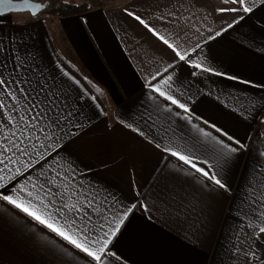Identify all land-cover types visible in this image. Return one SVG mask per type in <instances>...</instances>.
<instances>
[{
    "label": "crops",
    "instance_id": "crops-1",
    "mask_svg": "<svg viewBox=\"0 0 264 264\" xmlns=\"http://www.w3.org/2000/svg\"><path fill=\"white\" fill-rule=\"evenodd\" d=\"M104 3L68 16L5 15L0 20V39L5 41L6 55L23 62L21 78L31 80L33 87H38V80L46 81L45 86L57 94L60 108L73 113L79 127L66 153L86 173L85 182L90 180L114 194L121 205L137 202L139 190L148 205L147 212L139 206L133 210L112 250L123 257L122 264H255L245 252L251 244L264 257L262 236L255 243L249 238L264 226L260 204L255 202L264 192V175L258 171L264 166L258 129L264 122V7L249 0L253 12H241L245 18L228 28L238 17L217 11L234 6L223 0ZM173 10L182 13L181 23L168 22ZM129 12L141 16L182 51L191 52L200 43L201 49L189 58L225 75L178 61ZM216 32L221 35L215 36ZM209 36L215 38L209 40ZM168 64L174 65L164 73L173 77L170 94L191 109V123L220 136L210 127L215 124L246 145L227 164H214L230 192L203 189L192 176L174 173L173 165L181 162L170 156L164 159L167 154L128 127L140 128L160 143L164 136L160 126L168 125L175 135L170 134L165 143L187 141L193 154L214 163V141L177 118L176 111L182 117L187 114L176 106H172L173 114L163 111L170 102L152 91L151 86L163 78L152 77ZM145 117L155 122V132L149 133ZM161 194L172 205L170 211L160 203ZM182 204L187 207L177 215L176 208ZM4 208L11 215L7 222L0 219V264H84L83 259L74 260L60 251L63 241L51 233L45 238L41 226L7 205ZM238 248L243 251L237 252Z\"/></svg>",
    "mask_w": 264,
    "mask_h": 264
},
{
    "label": "snow or ice",
    "instance_id": "snow-or-ice-1",
    "mask_svg": "<svg viewBox=\"0 0 264 264\" xmlns=\"http://www.w3.org/2000/svg\"><path fill=\"white\" fill-rule=\"evenodd\" d=\"M223 3L234 6L220 7L217 11L236 13L238 17L228 25V28L245 18L240 15L241 12L249 14L254 10L249 0H223ZM252 3L264 7V0H252ZM43 7H45L43 3H33L32 0H0V20L5 14L25 9H31L35 15ZM128 15L133 16L149 33L170 49L178 61H184L203 72H215L213 68L204 67L202 63L189 58L197 49H201L200 43H197L191 52L182 51L176 43L170 42L141 16L132 12ZM181 16L182 13L173 10L168 14V22L176 20L177 23H181ZM220 35L221 32L215 33V36ZM214 38L208 37L209 40ZM5 48V41L0 39V219L7 222L6 217L11 215L9 209L4 208V205H7L10 209L22 213L33 225H39L42 230H46L45 238H48L47 233H51L63 241L64 244L58 246L60 251L66 252L74 260L83 259L84 264H113L114 261L122 264L123 257L112 250L113 241L122 232L133 210L139 206L147 212L148 205L142 202L139 190H136L137 202L130 206L121 205L114 194L106 192L90 180L85 182L86 173L79 169L70 159V154L66 153V145L70 138L77 134L74 129L79 127L73 121V113L60 108L57 94L45 86L46 81L38 80V87H33L31 80L21 78L23 62L16 56H7ZM11 51L15 53L16 50ZM173 67V64H168L163 72H157L152 77L153 80L163 77L151 86L152 91L170 102L164 106L163 111L173 114L172 106H176L187 114L182 117L181 112L176 111L174 115L177 118L186 120L202 137H210L214 141V163H209L207 159L201 160L193 154L187 141L184 145L165 143L164 140L170 138V134L175 135L174 130L168 125L160 126L164 133L160 143L155 142L150 134L146 135L140 128H133L132 125L128 127L153 144L156 149L167 154L164 159L170 156L181 162L173 165L174 173L192 176L203 189L230 192V186L218 176L214 164L216 166L227 164L233 155H238L246 145L215 124H211L210 127L216 133H220L223 139L191 123L193 119L191 109L170 94L173 77L165 76L164 73H168ZM215 74L225 75L220 72ZM192 75L195 76L197 73L193 72ZM227 78L236 79L231 76ZM144 123L149 133L156 131L155 122L150 117H145ZM203 123L208 124V121ZM192 147L196 145L192 144ZM186 151L189 154H185ZM260 156L264 157V152H261ZM201 164L204 166H200ZM184 166H188L192 171H187ZM258 171L260 175H264V166ZM261 196L262 198L255 202L260 204L259 217L264 219V192ZM158 199L165 210L172 209L168 200L163 199V194ZM170 199L175 197L171 196ZM185 207L187 205L182 204L176 208L177 215ZM248 227L253 225L249 224ZM258 236H264V226L259 227L258 233H252L249 238L255 243ZM65 245L70 246L73 251H68ZM240 251L243 249L238 248L237 252ZM245 256L255 264H264V257L258 254L251 244Z\"/></svg>",
    "mask_w": 264,
    "mask_h": 264
},
{
    "label": "trees",
    "instance_id": "trees-1",
    "mask_svg": "<svg viewBox=\"0 0 264 264\" xmlns=\"http://www.w3.org/2000/svg\"><path fill=\"white\" fill-rule=\"evenodd\" d=\"M102 2L108 0H101ZM96 5L95 2H82V3H74V2H67V1H59L54 5H50V7L44 12L48 14H56L60 16H68L73 14H81L89 9L93 8ZM258 129L260 130L261 134V143L262 147L264 148V122L259 124ZM264 240V236H262Z\"/></svg>",
    "mask_w": 264,
    "mask_h": 264
},
{
    "label": "water",
    "instance_id": "water-1",
    "mask_svg": "<svg viewBox=\"0 0 264 264\" xmlns=\"http://www.w3.org/2000/svg\"><path fill=\"white\" fill-rule=\"evenodd\" d=\"M33 3H43L45 5V7H43L42 9H40L35 15L32 14V11L31 9H25V10H22V11H13L11 13H8V14H13V13H29L30 15L32 16H38L42 13H44L51 5V2L46 0V1H42V0H32ZM8 14H5V15H8Z\"/></svg>",
    "mask_w": 264,
    "mask_h": 264
},
{
    "label": "rangeland",
    "instance_id": "rangeland-1",
    "mask_svg": "<svg viewBox=\"0 0 264 264\" xmlns=\"http://www.w3.org/2000/svg\"><path fill=\"white\" fill-rule=\"evenodd\" d=\"M42 1H46V0H42ZM48 1L51 2V5H54L55 3H58L61 0H48ZM96 3L102 4V3H104V1L102 2L101 0H98ZM42 14H44V13H42Z\"/></svg>",
    "mask_w": 264,
    "mask_h": 264
}]
</instances>
